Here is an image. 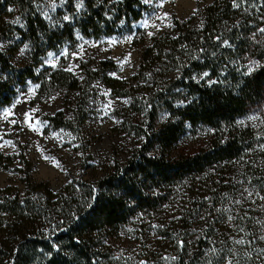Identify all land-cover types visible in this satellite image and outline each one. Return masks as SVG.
<instances>
[{"label":"rangeland","instance_id":"374dc122","mask_svg":"<svg viewBox=\"0 0 264 264\" xmlns=\"http://www.w3.org/2000/svg\"><path fill=\"white\" fill-rule=\"evenodd\" d=\"M212 1L142 0L146 9L129 27L120 23L115 33L98 38L77 32L75 45L48 50L34 64L31 44L20 34L25 29L22 18L8 9L10 13L0 17V51L9 62L16 69L32 66L37 73L61 69L78 85L49 84L41 91L30 78L14 85L11 102L0 107V202L16 196L32 200L34 207L49 214L31 218L35 231H56L60 221L52 218L60 216V207L53 202L59 196L70 199L78 183L91 184L112 173L145 141L144 135L129 128V123H137L145 129L142 114L130 109L134 97L144 101L151 90V84L137 76L143 51L155 36L174 33L177 22L200 27ZM53 3L58 5L55 11ZM35 6L52 26L68 16L67 4L60 5V0H36ZM261 29L253 42L263 41L258 35ZM262 61L249 55L244 66L250 71ZM176 75L171 72L166 78ZM0 80L15 82L1 68ZM58 114L66 126L50 123L49 117ZM167 118L161 110L158 123ZM237 123L258 133V142L263 140L264 99ZM216 137L212 128L186 123L183 134L165 152L169 157L189 156L209 148ZM148 153L159 154L160 149ZM263 174L264 144L245 152L239 161L173 182L161 192L166 198L159 207L137 211L126 223L101 232L103 264H228L229 260L251 264L255 247L259 248L255 258L264 262V189L256 184ZM214 195L221 202L216 204ZM15 236L14 229L0 227V247L11 246ZM241 239L244 244L235 242ZM0 264H8V259L3 256Z\"/></svg>","mask_w":264,"mask_h":264},{"label":"trees","instance_id":"16d2710c","mask_svg":"<svg viewBox=\"0 0 264 264\" xmlns=\"http://www.w3.org/2000/svg\"><path fill=\"white\" fill-rule=\"evenodd\" d=\"M35 1L0 0V17L14 12L22 18L25 29L20 34L31 44L33 64L48 50L65 43L75 45L77 32L93 38L111 35L120 23L129 27L146 9L142 0H80L82 8L77 10L74 0H67L70 20L52 26L38 12ZM203 15L200 27L177 22L174 33L155 36L141 55L137 76L150 83L151 90L144 101L134 97L130 109L142 114L145 129L137 123H129V128L145 136L142 146L112 173L91 184L78 183L70 199L59 196L53 202L60 207V216L52 218L60 221L54 232L45 234L33 227L31 218H48L45 208L34 207L35 202L24 196L3 198L0 227L14 229L16 236L11 246L0 247V258L5 256L8 264H103L98 247L103 230L126 223L137 211L159 207L166 198L161 192L173 182L239 161L245 152L264 144V125L260 129L263 140L258 142V133L237 123L264 99V32L258 34L263 41L252 40L264 29V0H213ZM249 55L263 61L247 71L244 62ZM0 68L15 81L11 85L0 80V107L11 102L14 85H22L27 78L38 82L41 91L49 84L54 88L78 85L61 69L39 73L32 66L16 69L1 51ZM171 72L177 75L166 78ZM204 73L208 75L195 78ZM161 110L168 118L159 124ZM59 116L49 117L50 123L66 126L68 122ZM186 123L212 128L217 137L207 149L169 157L165 151L183 134ZM154 147L160 153L150 155ZM256 184L264 189V174ZM220 199L214 195L216 204ZM258 249L249 258L251 264H264L255 258Z\"/></svg>","mask_w":264,"mask_h":264},{"label":"snow or ice","instance_id":"6c2138e0","mask_svg":"<svg viewBox=\"0 0 264 264\" xmlns=\"http://www.w3.org/2000/svg\"><path fill=\"white\" fill-rule=\"evenodd\" d=\"M67 2V0H60V5H63L64 3H66ZM148 2V0H145V3H147ZM58 5H56L55 3H53V5H52V11H55V9H56V7H57ZM76 7H77V10H79L81 7H82V3L80 2V0H78V2H77V4H76ZM63 19L65 20V21H69L70 20V17L69 16H67V15H65L64 17H63ZM260 31H262V32H264V29H261ZM204 75L205 76H207L208 74L207 73H204ZM12 123H15V121H12ZM249 195H251V193H249ZM262 199H264V197H262ZM237 244H244L245 243V241L243 240V239H241V240H237V241H235ZM228 264H232V261L231 260H229L228 261Z\"/></svg>","mask_w":264,"mask_h":264}]
</instances>
